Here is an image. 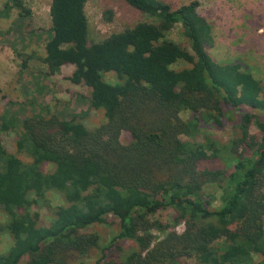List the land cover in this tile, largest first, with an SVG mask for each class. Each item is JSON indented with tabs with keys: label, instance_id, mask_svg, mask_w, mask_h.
Segmentation results:
<instances>
[{
	"label": "trees",
	"instance_id": "trees-1",
	"mask_svg": "<svg viewBox=\"0 0 264 264\" xmlns=\"http://www.w3.org/2000/svg\"><path fill=\"white\" fill-rule=\"evenodd\" d=\"M86 1H50L42 62L48 75L72 67L67 80L87 89L105 123L89 129L47 111L22 121L14 152L0 124V211L12 240L0 264H264V82L212 59V28L197 1L172 9L125 0L157 22L100 42L89 40ZM12 9L31 14L22 0H9L4 10ZM175 26L189 49L166 38ZM177 62L187 67L173 69ZM226 124L227 142L206 131ZM211 184L214 208L203 192ZM48 192L63 203L43 225L32 208ZM160 211L171 212L168 222L153 218ZM109 217L117 229L101 246L88 230Z\"/></svg>",
	"mask_w": 264,
	"mask_h": 264
},
{
	"label": "rangeland",
	"instance_id": "rangeland-1",
	"mask_svg": "<svg viewBox=\"0 0 264 264\" xmlns=\"http://www.w3.org/2000/svg\"><path fill=\"white\" fill-rule=\"evenodd\" d=\"M8 1L0 0V124L4 122L9 128L1 134L6 149L14 152L17 131L24 119L43 117L47 111L61 120L77 116L89 129L105 123L103 113L90 107L87 89L67 80L72 67H63L54 75L47 74L42 59L45 56V44L51 35V0H22L31 11L27 17H20L16 9L4 10ZM159 1L172 9L197 1L198 13L212 28L214 43L207 50L212 59L221 64H238L242 71L264 82V0ZM85 12L90 42H100L112 33L140 22H157L154 17L136 10L125 0H87ZM166 38L189 49L179 26L173 27ZM184 67L187 64L183 62L172 65L175 70ZM103 80L117 82L111 73L104 74ZM180 117L186 120L190 113L184 111ZM206 131L223 142L234 137L231 124L222 128L209 127ZM127 139L125 135L120 138L123 144L127 143ZM19 157L25 159L23 155ZM203 192L212 198L213 208L219 206V192L213 184L205 186ZM62 203L59 194L48 192L32 210L39 213L41 223L46 225L52 218V210ZM170 215V211H160L153 218L168 222ZM5 220V215L0 211V253L7 252L12 245V240L2 229ZM182 228V225L178 226L177 231L181 232ZM116 229V222L109 217L107 224L94 225L88 231L98 234L101 246H105ZM85 262L94 264L95 259ZM21 264H25V260ZM182 264L195 262L187 259Z\"/></svg>",
	"mask_w": 264,
	"mask_h": 264
}]
</instances>
